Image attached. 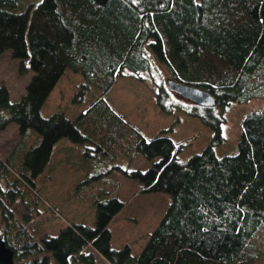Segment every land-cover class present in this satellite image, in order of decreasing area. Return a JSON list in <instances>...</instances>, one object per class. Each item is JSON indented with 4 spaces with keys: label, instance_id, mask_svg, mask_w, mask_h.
<instances>
[{
    "label": "trees",
    "instance_id": "trees-1",
    "mask_svg": "<svg viewBox=\"0 0 264 264\" xmlns=\"http://www.w3.org/2000/svg\"><path fill=\"white\" fill-rule=\"evenodd\" d=\"M5 50L33 74L16 101L0 82V131L15 122L21 135H40L23 155L0 159L8 184L0 183V235L15 264H97L96 253L111 264L246 261L242 254L264 224V106L243 117L239 151L219 156L225 116L194 102L190 112L214 134L202 151L181 159L185 142L164 131L147 136L108 92L119 76L144 78L156 58L169 80L207 90L216 106L264 97V0H0V53ZM70 74L79 77L72 101L80 108L45 116L52 91ZM170 91L169 83H159L160 102ZM61 142L73 146L66 156L73 169L86 161L103 174L123 154L151 161L146 169L119 168L144 192L171 196L138 253L130 243L112 245L110 223L125 202L111 194L96 199L94 225L69 221L57 234L28 226L41 215L39 180ZM85 175L80 192L90 185H81ZM18 198L26 204L23 218L12 207Z\"/></svg>",
    "mask_w": 264,
    "mask_h": 264
},
{
    "label": "rangeland",
    "instance_id": "rangeland-1",
    "mask_svg": "<svg viewBox=\"0 0 264 264\" xmlns=\"http://www.w3.org/2000/svg\"><path fill=\"white\" fill-rule=\"evenodd\" d=\"M152 61L153 66L149 72L144 73V78L134 75L119 76L108 92L109 100L128 121L139 126L147 136L164 131L177 142H185L179 151V156L181 159H187L192 154L202 151L210 143L214 134L213 129L199 116L190 112L192 100L176 91L171 90L170 97L161 98L160 102L158 86L161 81L168 83L169 72L156 58H152ZM32 74L28 66L26 70H20L19 60L12 57L11 50L0 53V82L8 86L11 101L18 100L26 91ZM66 77L68 78H62L52 91L42 111L45 116L57 110L74 114L78 106L80 108L79 103L72 101V96L76 92V87H72V81L79 77L74 74ZM87 95L90 96L91 92ZM263 106L264 97L261 96L234 101L224 106H215L214 109L225 116L224 140L216 145L219 156L236 154L239 151L238 140L243 117ZM28 133V135H21L15 122L0 131V159L5 160L7 156L18 158L32 144L40 141V135L35 130H30ZM71 147L73 146L68 142L58 144L52 161L53 165L48 166L46 170V179L43 176L40 177L42 188L40 187L41 200L38 207L41 215L34 214L28 226L39 234H57L69 221L94 225L97 214L96 199L106 198L111 194L125 202L123 209L110 223L112 245L122 248L126 243H130L132 252L138 253L146 243L148 233L162 218L170 201V194L162 191H141L138 180L125 176L117 169L111 173L106 170L102 174L99 169L83 160L78 169H73L71 162L66 160L68 148ZM114 160L117 161H113L112 165L121 162L128 164L129 167L142 169L148 168L151 164V161L142 154L134 156L123 154ZM86 172L89 173V177ZM82 175L87 177L85 178L87 183H81V185H90L80 192L78 179ZM0 183L2 187H8L2 177ZM25 206L22 198L16 199L12 205L15 213L22 218ZM242 256L246 261L239 264H264V224L262 231L258 230L251 237ZM96 262L111 264L101 254H96Z\"/></svg>",
    "mask_w": 264,
    "mask_h": 264
},
{
    "label": "water",
    "instance_id": "water-1",
    "mask_svg": "<svg viewBox=\"0 0 264 264\" xmlns=\"http://www.w3.org/2000/svg\"><path fill=\"white\" fill-rule=\"evenodd\" d=\"M169 86L171 89L178 91L185 97L191 98L202 105L212 107L217 103L215 96L205 89L183 84L174 80L169 81ZM0 264H15L14 251L7 245L5 234L0 235Z\"/></svg>",
    "mask_w": 264,
    "mask_h": 264
},
{
    "label": "crops",
    "instance_id": "crops-1",
    "mask_svg": "<svg viewBox=\"0 0 264 264\" xmlns=\"http://www.w3.org/2000/svg\"><path fill=\"white\" fill-rule=\"evenodd\" d=\"M140 155H141V154H140ZM117 160H118V159H117ZM117 160H116V161H117ZM114 161H115V160H114ZM116 161H115V162H116ZM120 165H121V166H125L126 164H122L121 162H118V164H114L115 169L119 170V166H120ZM110 168H112V167H110ZM110 168L108 169V171L111 170ZM115 169H114L113 171H115ZM117 170H116V171H117ZM119 171H120V170H119ZM139 184H140L139 187H140V190H141V183L139 182Z\"/></svg>",
    "mask_w": 264,
    "mask_h": 264
}]
</instances>
